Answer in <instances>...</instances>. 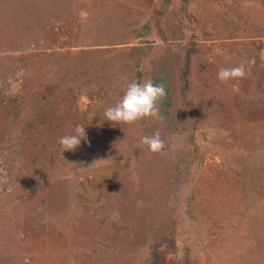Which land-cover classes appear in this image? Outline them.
Here are the masks:
<instances>
[{
    "label": "rangeland",
    "instance_id": "374dc122",
    "mask_svg": "<svg viewBox=\"0 0 264 264\" xmlns=\"http://www.w3.org/2000/svg\"><path fill=\"white\" fill-rule=\"evenodd\" d=\"M144 79L162 121L106 122ZM240 198L263 223L264 0H0V264H264Z\"/></svg>",
    "mask_w": 264,
    "mask_h": 264
},
{
    "label": "clouds",
    "instance_id": "9594fccd",
    "mask_svg": "<svg viewBox=\"0 0 264 264\" xmlns=\"http://www.w3.org/2000/svg\"><path fill=\"white\" fill-rule=\"evenodd\" d=\"M245 75L246 68L241 64L221 67L217 72V79L221 83H227L238 81ZM165 96L166 89L163 84L154 83L152 79L132 80L127 83L122 97L114 105L106 107L103 115L106 122L112 126H132L148 119L162 121L157 105ZM85 139V128L80 127L62 135L58 140L62 154L76 151ZM140 144L146 146L151 153H160L165 147L159 132L151 136H142Z\"/></svg>",
    "mask_w": 264,
    "mask_h": 264
},
{
    "label": "trees",
    "instance_id": "16d2710c",
    "mask_svg": "<svg viewBox=\"0 0 264 264\" xmlns=\"http://www.w3.org/2000/svg\"><path fill=\"white\" fill-rule=\"evenodd\" d=\"M48 87H50L49 85H48ZM42 93V92H41ZM236 193H237V191H236ZM238 195V194H237ZM241 199V198H240ZM241 202L243 203L242 204V206L240 207L243 211H242V215H243V221H248V222H250L249 224H251V225H253V226H251V225H249L248 226V229L250 230V231H252V233L251 232H249L251 235L252 234H254V235H258L259 233H260V231H262V224H264V221H263V223H261V219H263V217L261 216V215H259V214H255V215H253V214H251L250 213V211H249V209L244 205L245 203V200L242 198L241 199ZM68 213H71V211H69ZM96 214V213H95ZM100 218V213L98 214V216L97 215H95V218ZM101 217H102V215H101ZM90 219H93V218H90ZM88 220V219H87ZM245 221V222H246ZM77 224H78V226L81 228H83V227H85V225L84 224H82L81 222H79L78 220L77 221H75ZM261 223V224H260ZM180 225V224H179ZM178 225V226H179ZM88 228V226H86L85 228H83V230L85 229H87ZM257 228H258V231H257ZM178 229H179V227H178ZM84 230V231H85ZM88 231H90V229L88 228ZM58 232V231H57ZM84 233V232H83ZM89 234H90V232H89ZM180 234H182V233H180ZM101 237H104V236H102L101 235ZM100 237V238H101ZM261 237V238H260ZM262 237H264V235H262V236H259V237H255L254 239H253V242L255 241V240H257V242H256V245H255V247L256 248H259V249H262V252L264 253V238H262ZM94 238H96V237H94ZM93 237H92V242L93 243H97V242H99L100 240H95ZM257 246H260V247H257Z\"/></svg>",
    "mask_w": 264,
    "mask_h": 264
}]
</instances>
